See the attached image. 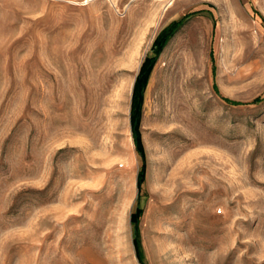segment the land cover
Segmentation results:
<instances>
[{"label": "rangeland", "instance_id": "374dc122", "mask_svg": "<svg viewBox=\"0 0 264 264\" xmlns=\"http://www.w3.org/2000/svg\"><path fill=\"white\" fill-rule=\"evenodd\" d=\"M137 209L144 264H264V0H0V264H142Z\"/></svg>", "mask_w": 264, "mask_h": 264}, {"label": "trees", "instance_id": "16d2710c", "mask_svg": "<svg viewBox=\"0 0 264 264\" xmlns=\"http://www.w3.org/2000/svg\"><path fill=\"white\" fill-rule=\"evenodd\" d=\"M192 14H188L185 18L190 17ZM184 18V19H185ZM183 19L173 25V27L166 33L161 34L154 43V49L158 48V52L156 54L150 53L145 58L139 74L137 75L134 89H133V98H132V116H131V125H132V132L134 137V142L136 146V150L139 155L142 157L143 165L141 170L138 174V181L137 185L139 191H142V186L145 182L146 178V163H145V149L141 137L140 126L143 116V105L145 99V91L149 84L150 77L154 70V67L164 49L167 47L168 43L172 39V37L176 34V32L181 28L183 24ZM213 55V54H212ZM227 102L231 103L232 105H246L244 103L234 102L230 99H226ZM261 101L260 98H257L253 101L252 104H257ZM143 214V210L137 209L135 213L132 214L131 221L134 225L135 237H134V245L137 253V257L142 264H144V254L141 245V240L139 236V224L140 218Z\"/></svg>", "mask_w": 264, "mask_h": 264}, {"label": "bare ground", "instance_id": "6f19581e", "mask_svg": "<svg viewBox=\"0 0 264 264\" xmlns=\"http://www.w3.org/2000/svg\"><path fill=\"white\" fill-rule=\"evenodd\" d=\"M164 1H165V0H164ZM159 2H160V1H159ZM161 2H162V1H161ZM169 6H170V5H169ZM169 6H168V7H169ZM138 8H139V7H138ZM138 10H139V9H138ZM140 14H141V12H140ZM146 14H147V13H146ZM149 14H150V13H149ZM149 14H148V15H149ZM122 16H123V15H122ZM144 19H145V18H144ZM127 21H128V19H127ZM131 24H132V23H131ZM143 24H144V21H143ZM134 26H136V25H134ZM139 27H140V26H139ZM128 28H129V27H128ZM137 28H138V27H137ZM140 28H141V27H140ZM125 30H126V28H125ZM127 30H128V29H127ZM132 30H133V29H132ZM138 31H139V30H138ZM123 33H124V32H123ZM126 34H127V33H126ZM126 34H125V35H126ZM121 35H122V34H121ZM129 35H130V34H129ZM119 38H120V37H119ZM124 38H125V36H124ZM135 43H136V42H135ZM131 44H132V43H131ZM128 46H129V44H128ZM128 48H129V47H128ZM128 48H127V49H128ZM136 49H137V48H136ZM106 51H108V50H106ZM120 51H121V50H120ZM131 51H132V50H131ZM133 51H134V50H133ZM118 52H119V51H118ZM124 52H125V51H124ZM137 52H139V51H137ZM108 53H109V52H108ZM120 53H121V52H120ZM122 53H123V52H122ZM126 53H127V52H126ZM131 53H132V52H131ZM131 53H130V54H131ZM134 53H136V52H134ZM134 53H133V54H134ZM139 53H141V52H139ZM113 54H114V53H113ZM106 55H107V54H106ZM120 55H121V54H120ZM131 55H132V54H131ZM134 55H135V54H134ZM134 55H133V56H134ZM128 56H129V54H128ZM128 56H127V57H128ZM137 56H139V55H137ZM112 57H113V56H112ZM127 57H126V58H127ZM110 58H111V57H110ZM123 58H124V57H123ZM135 58H136V57H135ZM97 59H98V58H97ZM119 59H120V58H119ZM127 59H128V58H127ZM136 59H137V58H136ZM107 60H108V59H107ZM114 61H115V60H114ZM121 61H122V60H121ZM127 61H128V60H127ZM131 61H133V60H131ZM139 61H140V59H139ZM124 62H125V61H124ZM132 63H133V62H132ZM184 63H185V62H184ZM104 64H105V63H104ZM120 64L122 65V63H120ZM134 64H135V63H133V65H134ZM109 65H110V63H109ZM117 65H118V64H117ZM123 65H124V64H123ZM135 65L137 66V64H135ZM190 65H191V64H190ZM187 66H188V64H187ZM132 67L134 68V66H132ZM185 68H186V67H185ZM187 68H188V67H187ZM134 69H135V68H134ZM133 71H134V70H133ZM134 76H135V75H134ZM153 78H154V77H153ZM132 79H133V78H132ZM152 80H153V79H152ZM131 83H132V82H131ZM151 85H152V83H151ZM152 86H153V85H152ZM73 116H74V115H73ZM64 117H65V116H64ZM74 118H75V117H74ZM66 120H67V119H66ZM61 121H62V120H61ZM63 121H64V120H63ZM76 124H77V122H76ZM77 125H78V124H77ZM63 127H64V126H63ZM72 127H74V126H72ZM69 128H70V127H69ZM74 128H75V127H74ZM77 130H78V129H77ZM66 133H67V132H66ZM200 230H201V229H200ZM214 233H215V232L213 231L212 234L214 235ZM209 234L211 235V233H209ZM215 235H216V234H215ZM207 236H208V235H207ZM205 239H206V238H205Z\"/></svg>", "mask_w": 264, "mask_h": 264}]
</instances>
